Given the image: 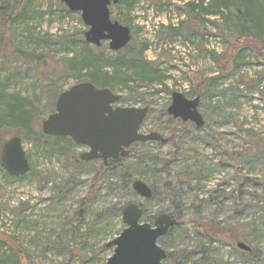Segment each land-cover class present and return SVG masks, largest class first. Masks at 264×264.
I'll list each match as a JSON object with an SVG mask.
<instances>
[{
	"label": "rangeland",
	"instance_id": "1",
	"mask_svg": "<svg viewBox=\"0 0 264 264\" xmlns=\"http://www.w3.org/2000/svg\"><path fill=\"white\" fill-rule=\"evenodd\" d=\"M192 1L197 6L194 10L185 5ZM31 2L34 14L27 27L17 23L7 34L0 9V84L9 93L36 103L40 128L41 121L53 113L57 94L86 82L71 76L63 61L83 43L96 48L78 35L87 30L80 13L66 7L64 11L60 0ZM199 3L140 0L130 12L123 4L110 7L112 20L127 23L130 41L137 48L145 46L143 56L158 64L162 74L164 86L138 88L137 93L109 89L122 98L117 106L147 107L140 133L155 132L163 138L133 147L136 155L148 157L145 153H149L145 165H133L139 162L135 157L128 159L134 181L155 190L156 200L140 198L132 186L126 189L117 184L111 174L99 179L97 191L83 203L99 165L89 161L77 172L71 159L88 149L75 145L59 154L38 151L24 141L30 166L27 175L13 179L0 171V259L4 264H106L112 255L106 244L124 229L114 210L132 203L143 206L154 219L178 212V218L173 217L184 230L158 241L166 252L167 245L169 251L193 250L198 240L187 229L202 220H215L220 228L235 231V239L223 235L213 246L218 264L249 262L245 251L236 248L237 242L257 250L264 264V65L246 52L235 69L232 65L223 69L220 55L227 40L220 32H239L233 9L224 10L217 19L200 16ZM210 12L218 14L214 9ZM169 26L177 29L172 37L167 34ZM259 43L264 52V41ZM101 47L105 58L116 54L107 42ZM198 78L205 83L204 97L192 92ZM173 92L187 99L200 98L201 128L163 114ZM7 130L0 123V135Z\"/></svg>",
	"mask_w": 264,
	"mask_h": 264
},
{
	"label": "trees",
	"instance_id": "2",
	"mask_svg": "<svg viewBox=\"0 0 264 264\" xmlns=\"http://www.w3.org/2000/svg\"><path fill=\"white\" fill-rule=\"evenodd\" d=\"M138 1L140 0H119L118 5L121 6L123 4L126 6L127 12H130ZM160 1L150 0L153 3ZM167 1L171 2L172 0ZM31 3V0H0V9L3 12V14L1 12V20L5 25L4 34L11 31V28L17 23L24 24L27 27L26 24L32 19L31 17L34 14ZM203 3L204 0H200L198 6L201 10L200 16L214 15L217 18L218 15H223L224 10L233 9V23L239 28L237 35H225L220 32V35L227 40L224 52L220 55L222 68L225 69L232 65L235 69L238 66L237 61L243 59V55L246 52H250L260 64L264 65V52L261 51L262 48L259 43L260 41H264V0H211L207 4ZM185 5L192 10L197 7L194 1L188 2ZM61 6L64 11H67L64 5L61 4ZM210 9H214L218 14L211 13ZM119 22L122 23L121 21ZM122 24L126 26L127 23ZM166 30L169 37H172L177 32V29L174 28L172 30L171 26L166 28ZM78 35L82 38L84 34L80 33ZM82 45L83 47L80 50H74L72 56L63 61L66 71L77 80H85L97 88H107L110 90L119 88L121 91L134 92L138 88L149 87L150 85H163L159 65L146 60L143 56L145 46L140 45L137 48L133 40L124 49L116 52L114 56L107 58H105L106 56L102 52V47L92 49L88 45H85V43ZM16 52L19 53L18 49ZM128 72H131L130 76H127ZM130 83L135 85L130 87L128 86ZM204 85V81L198 78L197 85L192 89L193 94L204 97L206 94ZM59 94H57L56 98ZM120 101H122V98H120ZM0 108H2L0 123L2 125L5 124L9 129L7 130L9 132L2 136L0 135V151L4 142L13 135L18 136L22 142H29L38 151H55L61 154L75 146L67 137L43 135L38 127L40 119L38 118L39 116H36L38 115L36 103L31 98L23 97L18 93H9L1 84ZM165 113L166 111H163V114ZM169 121L175 122L173 119ZM179 123L183 127L185 126V124ZM174 132L175 128L171 130V136L174 135ZM146 143L132 145L128 150V156L117 160H109L106 164L101 160L91 161L98 162L99 166L90 180L89 195L84 199L83 203L87 202L90 199V195L97 191L98 187L96 184L99 179L106 178L111 174L116 177L117 184L129 189L134 178L132 176V164L128 163V159L135 157L136 161L139 162L133 165H145L149 159L148 157H150L149 153H145L148 157H144L141 154L136 155L137 153L133 147L136 145L145 146ZM71 160L77 172H80V167L90 163L89 161H81L79 156H73ZM0 171H2L1 167ZM106 185L110 186L111 183L107 182ZM156 198V192L153 190L150 201H155ZM140 208L142 209V219L153 221V217L146 215V209L143 206H140ZM114 211L121 216L122 208H117ZM171 215L176 218L179 216L176 211ZM183 230L184 225L178 222V225L171 228L159 241H166L167 238ZM187 230L196 236L198 244L193 250L185 247L176 251H169L170 247L168 245L165 246L167 258L164 264H218L217 260L212 256L213 246L223 240V235L235 239V231L233 229L220 228L215 220L199 221L195 226ZM244 254L249 258V262L241 264L263 263L261 254L252 247L249 252H244ZM0 264H4L1 259Z\"/></svg>",
	"mask_w": 264,
	"mask_h": 264
},
{
	"label": "water",
	"instance_id": "3",
	"mask_svg": "<svg viewBox=\"0 0 264 264\" xmlns=\"http://www.w3.org/2000/svg\"><path fill=\"white\" fill-rule=\"evenodd\" d=\"M60 2L68 11L80 13L87 27L83 35L87 44L99 48L107 42L113 53L129 44V27L111 18L110 7L117 5L119 0ZM119 100L120 96L107 88H97L89 82L77 83L58 95L53 113L40 123L41 133L50 137H67L75 145L88 149L79 155L81 161L101 160L104 164L128 156V149L135 143L163 141L158 133H140L148 113L147 107H120L116 105ZM199 102V97L187 99L173 92L166 113L201 128L204 122L197 110ZM0 167L13 178L24 177L29 172V162L18 136L4 142L0 151ZM131 186L140 198L151 199L152 191L142 181H133ZM141 218L142 209L138 204L124 206L121 212L124 229L106 244L112 249L106 264H164L167 252L158 245V241L178 225V220L168 214L158 215L152 223L142 222ZM236 248L250 251L243 242H237Z\"/></svg>",
	"mask_w": 264,
	"mask_h": 264
}]
</instances>
